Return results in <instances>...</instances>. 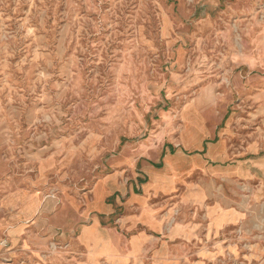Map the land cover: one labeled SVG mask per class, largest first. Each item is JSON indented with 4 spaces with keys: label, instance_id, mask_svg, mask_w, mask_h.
<instances>
[{
    "label": "rangeland",
    "instance_id": "1",
    "mask_svg": "<svg viewBox=\"0 0 264 264\" xmlns=\"http://www.w3.org/2000/svg\"><path fill=\"white\" fill-rule=\"evenodd\" d=\"M222 134L209 264H264V0H0V264H87L83 210L119 162Z\"/></svg>",
    "mask_w": 264,
    "mask_h": 264
},
{
    "label": "crops",
    "instance_id": "2",
    "mask_svg": "<svg viewBox=\"0 0 264 264\" xmlns=\"http://www.w3.org/2000/svg\"><path fill=\"white\" fill-rule=\"evenodd\" d=\"M180 145L177 152L143 145L97 184L83 210L91 222L80 228L75 243L87 264H209L225 250L216 239L231 216L225 195L214 190L230 175L225 134L216 143L198 140L193 155ZM179 160L187 161L182 168Z\"/></svg>",
    "mask_w": 264,
    "mask_h": 264
}]
</instances>
